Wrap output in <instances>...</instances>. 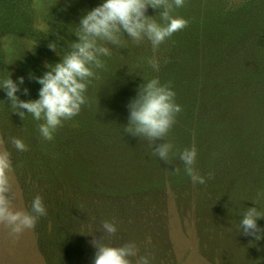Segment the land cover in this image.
Returning a JSON list of instances; mask_svg holds the SVG:
<instances>
[{
    "label": "trees",
    "instance_id": "1",
    "mask_svg": "<svg viewBox=\"0 0 264 264\" xmlns=\"http://www.w3.org/2000/svg\"><path fill=\"white\" fill-rule=\"evenodd\" d=\"M244 4L245 1L236 7L216 10L214 16L216 14L218 20L201 21L198 26L190 21L184 28L188 39L185 43H178L180 35L177 40L175 33L167 39L168 47L181 51L177 54L179 62L181 58L188 62L194 53L205 62L214 56L212 68L203 69L196 76L191 69L181 75L176 67L179 62H174L171 56L159 71L148 69L147 73L135 77L125 76L127 81L121 79L124 91L117 84V93L128 100L124 103L119 102L121 98L111 100L112 96L103 103L92 102L93 96L86 97L87 102L74 116L78 124L73 128L69 142H64L62 133L57 141L62 147L52 161L41 154L36 137L29 153L9 152L11 167L19 180L28 211L31 212L36 196L42 198L47 210L34 227L36 247L46 264H94L96 248L92 240L100 236L105 220L117 225L116 235L105 243L119 246L134 241L141 255L154 254L153 264H173L175 253L167 215L170 196L178 205L176 216L183 228L189 212L196 219V238L201 255H205L207 236L214 234L210 228L217 229L218 222L225 219L218 209L215 212L217 203L209 204L211 193L214 192L212 199L225 193L218 192L217 184H225L227 193L240 196L234 192L242 190L247 179L257 181L262 176L259 148L253 142L257 149L248 144L245 139L249 133L245 116L252 98L264 95V85H260V91L256 84L243 83L246 70L234 64V54H230L228 60L223 48L215 51L212 37L208 38L211 46L206 48V39L201 38L194 44L191 34L195 30L198 33L209 31L205 23L210 22L214 23L213 32H239L245 23L229 16ZM219 40L225 41L227 37ZM242 43L246 45L241 40L240 46ZM227 44L230 47L232 39ZM154 77H158L161 83L171 82L175 100L182 108L165 137L173 144L176 153L172 156V163L154 155L147 139L124 131L128 124L129 102L136 97L139 86ZM109 90L113 95V86ZM193 95L197 98L193 99ZM102 104L105 111L97 114ZM61 130L65 132L64 127ZM162 142L157 140L153 147ZM212 142L223 151H216L211 169L207 165L211 159L208 150ZM192 147L197 151L194 167L205 177L204 184L194 185L179 160V152ZM209 172L214 173L211 179L208 178ZM222 179H226L225 182ZM258 188L251 190L255 200L258 194L261 195Z\"/></svg>",
    "mask_w": 264,
    "mask_h": 264
},
{
    "label": "rangeland",
    "instance_id": "2",
    "mask_svg": "<svg viewBox=\"0 0 264 264\" xmlns=\"http://www.w3.org/2000/svg\"><path fill=\"white\" fill-rule=\"evenodd\" d=\"M244 1L245 4L229 16L234 21L245 23L239 32L232 30L230 32H213L214 23L210 22L205 23L209 31L203 29L204 31L201 30L198 33L195 30L191 34V40L195 44L199 43L201 38L206 39L207 45L205 46L209 48L211 44L208 38L212 37L215 51L223 48V53L228 55V60L229 55L234 54L232 58L234 64L238 68L246 70L243 83L256 84L258 90L261 91V86L264 85V0H185L184 6L177 8L173 15L183 17L198 26V22L201 21L218 20L216 14V17L214 16L216 10L236 7ZM103 2L104 0H0V80L10 76L14 82L19 83L18 78L23 76L24 83L20 85L18 97L21 100L38 99L39 89L42 85L34 77H40L48 70L46 64H55L61 61L62 56L69 51L71 42L78 39L74 32L81 17ZM157 12V9L149 6L146 14L156 15L155 18L159 20ZM175 34L177 40V35H180L181 40L178 43L188 41L185 38L184 29ZM223 37H227V40L220 42L219 39ZM124 39L127 41L126 47L109 45L112 54L101 57L105 66L95 69L97 75L91 79L85 92L86 97L93 96L91 100L94 101L92 102L103 103L112 96L111 100L117 101L121 98L119 102L124 103L127 99L119 96L117 84L121 91H124L121 79L127 81L125 76L135 77L147 73L149 70L156 71L147 63V60L153 57L159 61V70L166 65L171 56H173L174 62H179L177 54H180L181 51L168 47L167 40L158 49L153 50L147 40L136 45L127 36ZM230 39L233 44L228 47L227 43ZM241 40L246 42V45L242 43L240 46ZM53 41L58 45L57 51L48 47L49 43ZM210 42L213 43V40L210 39ZM238 45L240 49L237 48ZM238 50L240 51L238 52ZM186 55L188 57V54ZM213 59L214 56L205 62L194 53L186 63L185 59L181 58L176 67H179L181 75H185L187 70L191 69L192 74L196 76L198 73L201 74L203 69L212 68L215 64ZM196 70L198 71L195 72ZM112 86L115 90L113 95L109 90V87ZM24 88L29 90L27 95L23 92ZM257 97L252 98L245 116L249 131L245 139L247 138L248 144L254 145L253 143H255L259 148L257 149L254 145L261 160L260 174L262 176L257 181L247 179L242 190L234 192L240 196L227 193L224 190L227 189L225 184H217L218 192L225 193L221 195L222 197L216 196L214 199H212L214 192L211 193L209 204L217 203L218 207L214 210L216 212L218 209L222 212L219 214L225 219L218 222L217 229L214 226L210 228L214 234L207 236V246L204 244V256L200 253L196 238V219L192 218V214L189 212L184 220L185 228H183L180 219L176 216L178 205L172 196L168 197V226L171 245L175 253L173 264H264V235L257 240L255 236L245 235L243 230H240V221L247 208L256 207L261 214H264V95L261 94ZM196 98L197 96L193 95V99ZM10 106L11 101L7 97L6 91L0 89V151L21 153L10 143V137L14 136L23 140L27 145L25 152L29 153L34 148L32 140L36 137L41 154L47 155L49 161H52L57 155L56 151L60 146L62 147V143H57L61 134L63 133L64 142L68 143L73 128L78 124L74 117L65 120L61 126L64 127L65 132L59 127L54 132L52 140H44L36 132L37 124L40 122H36L30 114H26L22 120ZM189 108L191 109V107ZM104 111L103 104L98 112L91 110L92 113L97 112V114ZM212 143L208 150L211 159L207 165L211 169L213 168L211 164L214 154L216 151H223L221 147ZM9 176L14 193L13 209L29 212L28 204L25 203L20 190L19 180L12 167ZM222 180L225 182L226 179ZM249 185H252V188ZM258 186V192H261V195L258 194L255 200V194L251 190L254 191L253 188ZM257 225L260 229H264V217L257 218ZM35 242L34 228L26 229L17 236L11 233L10 228L0 224V264H46Z\"/></svg>",
    "mask_w": 264,
    "mask_h": 264
},
{
    "label": "clouds",
    "instance_id": "3",
    "mask_svg": "<svg viewBox=\"0 0 264 264\" xmlns=\"http://www.w3.org/2000/svg\"><path fill=\"white\" fill-rule=\"evenodd\" d=\"M184 4L185 0H104L81 17L74 32L78 39L71 42L69 51L62 56L61 61L46 64L48 70L42 76L34 77L42 85L38 99L21 100L18 97L20 85L24 83L23 76L18 78L19 83L14 82L10 76L0 80V89L6 91L13 112H17L22 120L26 114H30L40 122L37 125L39 136L44 140H52L54 132L62 126L63 121L78 115L82 105L87 102L85 92L91 79L97 75L95 69L105 66L101 57L112 54L109 45L126 47L124 37L127 36L133 44L140 45L147 40L153 50L158 49L174 33L188 26L187 19L173 15ZM149 6L158 10L159 20L155 18L156 15L146 14ZM57 46L54 41L48 45L54 51H57ZM147 63L159 71V61L155 57L147 60ZM170 85L171 82L161 83L158 77L142 83L136 97L128 104V124L124 127L126 133L147 139L153 154L166 163H172V156L176 153L173 152V144L165 140V137L175 124L177 114L182 111ZM28 91L27 88L23 89L25 95ZM157 140L163 142L153 147ZM10 143L18 151H27V145L20 138L10 137ZM196 157L195 147L179 152V160L183 162L184 171L192 183L204 184L205 177L194 167ZM175 170L179 171L178 168ZM10 171V153L0 151V224L18 236L24 230L34 228L38 218L45 216L47 210L40 196L32 201L31 212L13 209L14 193ZM213 177L214 173L209 172L208 178ZM259 217H264V214L256 207H250L240 221V230L245 235L255 236L257 240L264 235V229L257 225ZM116 233L115 223L103 221L100 236L92 240L96 248L94 264H153L154 254L141 255L134 241L119 246L105 243Z\"/></svg>",
    "mask_w": 264,
    "mask_h": 264
}]
</instances>
